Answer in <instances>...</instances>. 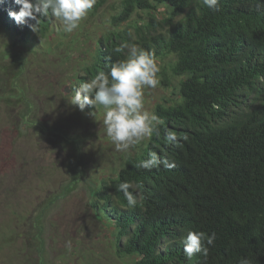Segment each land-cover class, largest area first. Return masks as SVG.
Instances as JSON below:
<instances>
[{"label":"trees","instance_id":"trees-1","mask_svg":"<svg viewBox=\"0 0 264 264\" xmlns=\"http://www.w3.org/2000/svg\"><path fill=\"white\" fill-rule=\"evenodd\" d=\"M105 2L97 0L86 19ZM118 3L109 16L110 27L98 36L79 32L93 45L73 46L78 55L72 47L57 58L62 63L75 59L64 76L71 99L79 83L124 58L125 53L114 51L122 43L153 51L158 63L167 59L160 64L159 81L173 95L162 97L150 111L162 122L160 135L153 134L127 153L117 152L105 134L97 144L87 140L94 132L62 128L59 133L33 118L37 105L26 79L30 60L20 56L23 51H10L16 42L30 54L55 56L52 41L59 46L58 35L61 38L64 31L51 15L41 18L38 32L28 26L34 21L18 25L8 13L20 6L15 0H0V28L10 30L14 40L0 51L1 124L12 128L15 139L27 128L37 138L54 139L66 154L67 175L57 187L59 194L47 193L29 215L10 209L0 225V264H74L84 258L77 246L55 255L47 225L54 198L82 182L93 220L114 255L128 258V264H239L242 258L264 264V0H219V11L208 9L203 0ZM38 37L48 45L41 51L30 49L27 44ZM70 40L76 43L78 37ZM86 115L98 117L103 125L102 106L79 109L76 118L81 122ZM166 130L177 133L178 145L165 143ZM87 141L90 154L83 150ZM150 151L175 166L138 168ZM122 181L139 193L134 209L117 191ZM190 230L215 233L206 259L201 254L186 257L181 241Z\"/></svg>","mask_w":264,"mask_h":264},{"label":"rangeland","instance_id":"rangeland-1","mask_svg":"<svg viewBox=\"0 0 264 264\" xmlns=\"http://www.w3.org/2000/svg\"><path fill=\"white\" fill-rule=\"evenodd\" d=\"M118 2L119 0H106L94 16L81 22L77 30L72 33L64 32L61 38L58 35L61 43L56 46V43L52 41V49L56 52L55 56L52 53L46 55L49 62L41 53L34 55L28 53V49L11 39L10 30L0 28V51L8 49V46L14 42L16 47L10 52L23 51L20 56L30 60L26 79L31 87L32 101L37 105V115L33 118L41 122L46 129L60 133L63 128L69 133L85 132L87 135L94 132L95 136L88 137L87 140L97 144L102 143L105 130L98 117L86 115L84 121H81L83 123L79 122L76 118L79 108L71 104L70 91H64V87L68 86L64 76L72 68L75 59L72 62L62 63L57 57L58 54H64L72 49L73 46L87 48L93 45L92 39L85 38L83 35L79 36V32H89L94 38L110 27L108 19L116 12ZM56 24L62 28L59 21H56ZM55 35V32L50 33L47 40L51 41ZM75 36L78 40L71 44L70 38ZM47 45L45 39L41 37L27 44L30 49L37 47L40 51ZM77 51L78 49L74 48L72 53L78 55ZM165 60L167 59L158 64L166 62ZM158 78H160L159 74ZM172 95L171 88H166L160 83L155 89H145V107L151 111L162 97L169 98ZM2 122L3 118L0 116V225L5 223L10 209L18 212L26 210L29 215L30 212H34V208L42 198L47 197V193L58 195L60 190L57 187L67 176L64 168L66 154L58 149L59 146L54 139L45 138V136L37 138L32 128H27L24 136L15 139L12 128L8 124L7 126L1 124ZM88 144L87 141V146H84L83 150L90 154L93 150ZM87 155L86 157H89ZM51 163L55 165L51 166ZM36 164H43L45 167H38ZM39 168L40 173L36 172ZM86 191L84 183H79L77 188L69 194L57 196L49 205L47 225L49 233L54 238L52 240L54 254H59L64 248L77 246V249L84 250V258H80V261L74 264L87 262L89 264H128L126 263L128 258H119L114 255L109 239L103 235L99 224L93 220L87 205Z\"/></svg>","mask_w":264,"mask_h":264},{"label":"clouds","instance_id":"clouds-1","mask_svg":"<svg viewBox=\"0 0 264 264\" xmlns=\"http://www.w3.org/2000/svg\"><path fill=\"white\" fill-rule=\"evenodd\" d=\"M97 0H15L18 11L9 10V16L18 25L28 20L34 21L29 28L38 32L43 17L51 15L66 33L77 30L93 9ZM203 4L212 11H219V0H203ZM125 50H127L125 52ZM116 53H125L123 59H117L106 65L107 71H99L93 78L81 82L74 89L71 104L83 111L86 106L103 107L102 123L105 135L110 139L117 152L127 153L150 139L153 134L160 135V118L145 107V89H155L160 81L158 74L161 67L155 53L144 49L139 44H120L114 49ZM73 91V89H72ZM165 143H179L177 133L166 130ZM161 164L174 167V162L162 159L155 151H150L142 159L138 168L151 170ZM130 189H132L130 191ZM122 192L129 209L139 203V193L129 181H122L117 187ZM216 236L202 230H190L181 241L187 258L201 254L205 259L209 247L214 245ZM239 264H252L248 258H242Z\"/></svg>","mask_w":264,"mask_h":264},{"label":"water","instance_id":"water-1","mask_svg":"<svg viewBox=\"0 0 264 264\" xmlns=\"http://www.w3.org/2000/svg\"><path fill=\"white\" fill-rule=\"evenodd\" d=\"M68 90H69L68 86H65L64 91H68Z\"/></svg>","mask_w":264,"mask_h":264}]
</instances>
